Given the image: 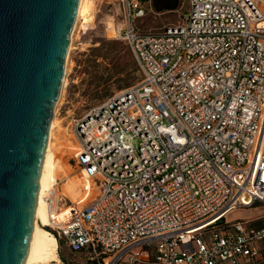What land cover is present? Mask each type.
<instances>
[{
    "label": "built area",
    "instance_id": "built-area-1",
    "mask_svg": "<svg viewBox=\"0 0 264 264\" xmlns=\"http://www.w3.org/2000/svg\"><path fill=\"white\" fill-rule=\"evenodd\" d=\"M189 2L152 32L136 24L145 0H114L141 79L73 121L75 163L93 184L72 215L57 220L64 198L45 195L59 244L98 264L262 256L264 225L227 216L264 205V0Z\"/></svg>",
    "mask_w": 264,
    "mask_h": 264
},
{
    "label": "water",
    "instance_id": "water-1",
    "mask_svg": "<svg viewBox=\"0 0 264 264\" xmlns=\"http://www.w3.org/2000/svg\"><path fill=\"white\" fill-rule=\"evenodd\" d=\"M80 0H0V264H24Z\"/></svg>",
    "mask_w": 264,
    "mask_h": 264
},
{
    "label": "rangeland",
    "instance_id": "rangeland-1",
    "mask_svg": "<svg viewBox=\"0 0 264 264\" xmlns=\"http://www.w3.org/2000/svg\"><path fill=\"white\" fill-rule=\"evenodd\" d=\"M145 1V14L136 19L137 26L143 31L159 32L170 24L178 23L191 8L189 0H180L176 9L167 8L166 5L171 0ZM117 6L114 0H84L82 12L91 16L83 22L79 20V25L72 33V47L68 52V73L56 105L54 119L57 125L52 136V151L55 154L61 152L64 162L58 172L60 178L52 189L55 207L60 203V197L64 198V207L57 214V219H62L61 221L84 197V188L92 185L90 180L78 178L81 168L75 163V149L66 147V144L77 146L72 132L73 121L106 98L126 88V81L130 80L131 84H136L141 79V71L131 48L115 35V25L120 18ZM95 48L99 49L96 52L98 55L92 52ZM90 198L91 196L82 203ZM71 201L75 204L70 205ZM253 211L239 209L232 212L229 218L247 217L256 213ZM48 229L53 233L51 227L48 226ZM58 254L62 264H98L89 259L86 252L69 249L63 243L59 244Z\"/></svg>",
    "mask_w": 264,
    "mask_h": 264
},
{
    "label": "bare ground",
    "instance_id": "bare-ground-1",
    "mask_svg": "<svg viewBox=\"0 0 264 264\" xmlns=\"http://www.w3.org/2000/svg\"><path fill=\"white\" fill-rule=\"evenodd\" d=\"M83 3H84V0H80L77 19H76V23L74 25V29L72 33L76 30L77 25H79L78 24V22H80L79 20L83 22L85 18H88L91 16V15H88L82 12ZM81 13H82V16H81ZM72 42H73V36L71 34V43L69 47L70 50L72 47ZM67 58H66V73H65V77L63 81V86L66 83V77L68 73V66H69V56L68 55H67ZM55 110H56V107H55ZM56 125H57L56 119H54L53 117V120L50 126V131H49L48 145L45 151V156H44V161H43V166H42V171H41L42 178H41V185L39 188L38 200H37L36 210H35V218H34V224H33V236H32V241L29 246L27 257H26L24 264H62L59 258V254H58L59 240L57 236L53 234L51 231H49L48 229V226L52 225L53 223L52 217H53V213H55V210L54 208H52L51 203H49V201H47L45 198V195L48 194L53 189V187L59 180L60 175L58 174V172L61 169V167L64 166L62 153L60 152L59 154H55L52 151L53 129ZM67 146L70 148H74L76 150L78 148V143L76 147H74L73 145L71 146V145L66 144V147ZM82 177L86 181L90 180L92 182V180L85 174V172L81 170L80 176L78 178H82ZM74 209L65 215L64 220L68 219L72 215ZM57 214L54 215L56 218H57ZM57 220L61 221L62 219H57Z\"/></svg>",
    "mask_w": 264,
    "mask_h": 264
},
{
    "label": "crops",
    "instance_id": "crops-1",
    "mask_svg": "<svg viewBox=\"0 0 264 264\" xmlns=\"http://www.w3.org/2000/svg\"><path fill=\"white\" fill-rule=\"evenodd\" d=\"M263 207H264V205L255 204L252 207L240 208V210H242V209H251V210L256 211V213H254V214H252L250 216H247V217H240V218H236V219L229 218V215L232 212H234L236 210H239V209H236V210H234V211H232V212H230L228 214L227 220L229 222H233V221H236V220H250V225L251 226L256 227V228H260V227H262L264 225V220L261 219V217L264 215ZM219 264H228V263H219ZM253 264H264V249L262 251V256Z\"/></svg>",
    "mask_w": 264,
    "mask_h": 264
},
{
    "label": "trees",
    "instance_id": "trees-1",
    "mask_svg": "<svg viewBox=\"0 0 264 264\" xmlns=\"http://www.w3.org/2000/svg\"><path fill=\"white\" fill-rule=\"evenodd\" d=\"M180 4V0H171L170 1V3H168V5H166L167 6V8H169V9H176L177 7H178V5ZM98 50L99 49H97V48H95V49H92V52L94 53V55H98L96 52H98ZM137 68V67H136ZM138 69V68H137ZM126 85L125 86H130V85H132L131 83H130V80H128V81H126V83H125Z\"/></svg>",
    "mask_w": 264,
    "mask_h": 264
}]
</instances>
